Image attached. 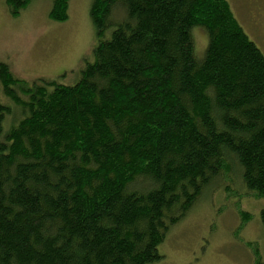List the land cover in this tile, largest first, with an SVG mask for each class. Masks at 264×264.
<instances>
[{
    "label": "trees",
    "instance_id": "1",
    "mask_svg": "<svg viewBox=\"0 0 264 264\" xmlns=\"http://www.w3.org/2000/svg\"><path fill=\"white\" fill-rule=\"evenodd\" d=\"M6 2L16 15L31 0ZM69 2L49 17L67 20ZM90 5L98 43L75 83L24 86L0 62L20 109L0 142V264H155L213 179L264 199V53L230 1ZM12 114L0 99V129Z\"/></svg>",
    "mask_w": 264,
    "mask_h": 264
},
{
    "label": "rangeland",
    "instance_id": "2",
    "mask_svg": "<svg viewBox=\"0 0 264 264\" xmlns=\"http://www.w3.org/2000/svg\"><path fill=\"white\" fill-rule=\"evenodd\" d=\"M235 17L264 53V0H229ZM92 0H70L65 21L49 17L52 0H31L13 14L0 0V62L31 87L37 79L73 84L94 58L98 43L90 16ZM196 54L201 56L208 34L192 30ZM0 99L13 114L0 129V142L18 123L20 109L0 88ZM1 125V123H0ZM233 175H221L203 188L189 210L171 225L159 246L163 258L155 264H257L247 242L259 245L264 264V199L259 198ZM245 211L249 214L244 221Z\"/></svg>",
    "mask_w": 264,
    "mask_h": 264
}]
</instances>
